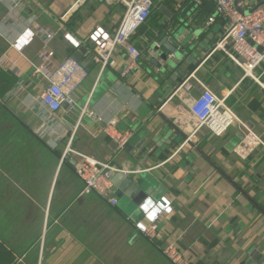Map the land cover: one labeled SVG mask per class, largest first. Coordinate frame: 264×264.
<instances>
[{"label":"crops","instance_id":"1","mask_svg":"<svg viewBox=\"0 0 264 264\" xmlns=\"http://www.w3.org/2000/svg\"><path fill=\"white\" fill-rule=\"evenodd\" d=\"M15 1L23 3L24 21L7 19V5ZM125 1L131 0H0V62L9 61L0 64V264H171L162 253L168 241L194 264H264V147L249 150L247 131L238 127L216 137L190 113L202 95L201 82L229 95L228 106L264 143V67L256 71L257 81L245 78L226 52L215 50L226 22L218 17L209 25L215 14L209 0H156L131 41L142 53L139 68L122 78L126 50L118 48L116 66L104 68L87 38L96 26L114 33ZM180 21L200 34L197 50L180 65L189 73L173 72L172 84L169 76H158L147 54ZM38 27L56 35L49 45L54 65L78 50L65 39L70 34L87 48L82 63L89 71L75 93L77 107L64 106L44 136L35 133L47 128L38 101L47 81L35 68L46 42ZM27 28L36 36L17 52L12 43ZM11 65L21 70L20 77ZM188 79L191 91L171 99ZM85 107L133 131L130 144L119 150L103 133V123L81 118ZM241 144L247 152L238 155L234 149ZM68 147L69 153L111 163L138 179L145 198L134 203L115 187L118 206L112 208L84 194L75 171L78 159ZM148 199L156 204L167 199L173 207L160 218L154 241L136 228L144 221L139 206Z\"/></svg>","mask_w":264,"mask_h":264},{"label":"built area","instance_id":"2","mask_svg":"<svg viewBox=\"0 0 264 264\" xmlns=\"http://www.w3.org/2000/svg\"><path fill=\"white\" fill-rule=\"evenodd\" d=\"M83 1L76 0V4ZM235 1H237V5ZM262 1L264 0H260V2ZM209 2L215 9V14L208 19L209 25L215 23L218 17L226 22L225 32L215 50L221 49L226 52L243 70L245 78L257 81L256 71L264 67V5L254 13L247 14L256 6L253 0H209ZM125 4L127 10L120 26L114 33L102 26H96L87 38L88 42L94 46L96 58L104 68L116 66V62L112 61V58L118 48L126 50L129 63L125 69L120 71L122 78H126L133 69L139 68L138 61L142 57V53L131 45V41L138 30L150 19L156 6V0H131L125 1ZM22 6L21 1L9 2L7 19L24 21V17L20 13ZM239 9L244 13H241ZM37 29L45 37L46 42L45 47L39 53L40 64L35 68L36 72L42 74L47 81V86L38 99L44 108L47 128L38 129L35 133L44 136L47 134V130H52L56 125V115L63 110L64 105H67L70 111L77 107L75 93L84 85L89 77V71L72 57L59 66L54 65L52 61L55 52L49 48V45L56 35L51 31H43L40 27ZM35 36L36 32L27 28L14 39L12 47L15 51L23 53L31 45ZM65 39L74 48H80L81 43L75 41L70 34H66ZM230 45L232 51L228 49ZM0 64L8 66L9 61H1ZM10 68L17 77L22 75L17 66L11 65ZM198 83L203 92L190 105V113L201 128L207 129L216 137H221L230 129L238 127L243 132L247 131L245 137L247 143L244 146L249 145V150L254 151L260 146L264 147V143L257 135L249 130L228 106L229 95H218L201 82ZM19 86H22L21 83ZM192 88L190 80H186L175 89L171 99L189 93ZM84 116L92 117L95 121L103 123V133L117 145L119 150L125 149L134 137L133 131L121 130L117 121H104L95 112L89 111L87 107L82 111L81 118ZM244 146L241 144L234 149V152L238 155L247 152V148ZM67 153L73 154L78 159L75 171L84 183V194H95L106 201L109 206L116 208L118 198L114 195L113 179L117 173H123L122 170L111 163L99 161L73 150L72 152L70 150L69 153V147ZM124 174L126 173L124 172ZM139 210L144 214V221L138 222L136 228L150 241H154L161 232L160 218L164 214H171L173 207L167 199H163V202L158 204L148 199L139 206ZM162 253L171 264H194L192 259L188 258L175 242L168 241Z\"/></svg>","mask_w":264,"mask_h":264},{"label":"water","instance_id":"3","mask_svg":"<svg viewBox=\"0 0 264 264\" xmlns=\"http://www.w3.org/2000/svg\"><path fill=\"white\" fill-rule=\"evenodd\" d=\"M235 3L237 5V1ZM263 5L264 1L258 3L247 14L254 13ZM162 10L164 11L163 8ZM239 11L244 13L241 9ZM198 34H200V31H193L187 22L180 21V24L169 34H163L159 46L153 44L150 47L147 57L157 70L159 77L165 78L169 76L173 84L175 83L174 76H172L173 72L182 76H186L189 73L188 71H183L180 65L190 57L193 51L197 50L196 38ZM86 54L87 48L81 47L74 53L72 58L76 62L82 63ZM249 127L252 128V125H249ZM113 183L120 197L125 196L130 201L138 204L145 198V194L139 187V180L136 178L117 173Z\"/></svg>","mask_w":264,"mask_h":264},{"label":"trees","instance_id":"4","mask_svg":"<svg viewBox=\"0 0 264 264\" xmlns=\"http://www.w3.org/2000/svg\"><path fill=\"white\" fill-rule=\"evenodd\" d=\"M211 12H212V9L209 7L208 10H207V13H208V14H211ZM208 16H209V15H208ZM66 26H67L68 29H71V27H70L69 24H67Z\"/></svg>","mask_w":264,"mask_h":264}]
</instances>
